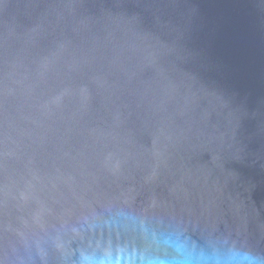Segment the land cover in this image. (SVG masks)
I'll return each instance as SVG.
<instances>
[{
	"label": "water",
	"instance_id": "water-1",
	"mask_svg": "<svg viewBox=\"0 0 264 264\" xmlns=\"http://www.w3.org/2000/svg\"><path fill=\"white\" fill-rule=\"evenodd\" d=\"M165 238L264 261V0H0V264Z\"/></svg>",
	"mask_w": 264,
	"mask_h": 264
},
{
	"label": "clouds",
	"instance_id": "clouds-1",
	"mask_svg": "<svg viewBox=\"0 0 264 264\" xmlns=\"http://www.w3.org/2000/svg\"><path fill=\"white\" fill-rule=\"evenodd\" d=\"M163 244L170 254H156L147 250L120 249L117 252L87 254L81 264H264L256 256L236 249L196 252L183 241L165 238Z\"/></svg>",
	"mask_w": 264,
	"mask_h": 264
}]
</instances>
